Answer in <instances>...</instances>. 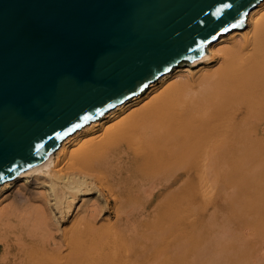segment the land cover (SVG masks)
<instances>
[{
    "label": "bare ground",
    "instance_id": "obj_1",
    "mask_svg": "<svg viewBox=\"0 0 264 264\" xmlns=\"http://www.w3.org/2000/svg\"><path fill=\"white\" fill-rule=\"evenodd\" d=\"M156 81L2 184L0 264H264V0Z\"/></svg>",
    "mask_w": 264,
    "mask_h": 264
},
{
    "label": "water",
    "instance_id": "obj_2",
    "mask_svg": "<svg viewBox=\"0 0 264 264\" xmlns=\"http://www.w3.org/2000/svg\"><path fill=\"white\" fill-rule=\"evenodd\" d=\"M263 0H0V186Z\"/></svg>",
    "mask_w": 264,
    "mask_h": 264
},
{
    "label": "rangeland",
    "instance_id": "obj_3",
    "mask_svg": "<svg viewBox=\"0 0 264 264\" xmlns=\"http://www.w3.org/2000/svg\"><path fill=\"white\" fill-rule=\"evenodd\" d=\"M231 40H232V37L230 36V37H227L226 39H225V43L227 44V43H229V42H231ZM209 65H207L206 63H204V64H201L199 67H195V68H193V71H197V70H199L200 68H202V67H204V68H207V69H209V68H212V69H214L215 68V64H211L209 67H208ZM155 84H156V86H161L162 85V83H158V81H156L155 82ZM161 84V85H160ZM147 90V93L150 91V90H148V89H146ZM108 114V113H107ZM106 114V115H107ZM105 117V115L102 117V118H104ZM58 150V149H57ZM56 150V151H57ZM54 154H55V152H54ZM53 154V155H54ZM21 175H23V174H21ZM20 175V176H21ZM25 181L26 180H22V183H25ZM238 182L239 181V179H233V178H229V180H228V191L229 192H231L233 189L231 188L232 186H233V184L235 183V182ZM2 186V185H1ZM0 186V187H1ZM42 188V190L43 189H45V188H43V187H41ZM6 192V193H5ZM2 195H0V209L3 207V206H5V205H8V204H12V203H14V202H17L13 197H9L8 196V194L9 193H11L10 192V190H8V191H5ZM7 192H9V193H7ZM11 196V195H10Z\"/></svg>",
    "mask_w": 264,
    "mask_h": 264
}]
</instances>
